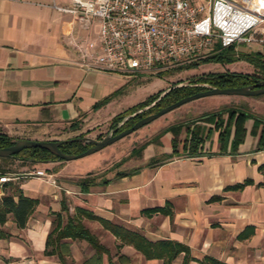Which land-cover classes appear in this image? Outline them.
I'll list each match as a JSON object with an SVG mask.
<instances>
[{
  "label": "crops",
  "instance_id": "crops-1",
  "mask_svg": "<svg viewBox=\"0 0 264 264\" xmlns=\"http://www.w3.org/2000/svg\"><path fill=\"white\" fill-rule=\"evenodd\" d=\"M70 1L0 0V129L13 139L77 134L98 138L124 111L111 96L116 76L80 64L71 35L96 38L98 29L80 27L72 14L54 6ZM237 49L264 55V42L243 43ZM232 64L255 71L244 59L211 61L183 71L213 67L207 71L223 72L233 70ZM159 77L158 92L175 82L174 76ZM219 101L222 98L203 103ZM228 108L204 111L190 121L184 117L167 122L146 141L133 138L120 156L129 157L121 166L108 161L127 136L98 150L101 155L90 161H68L48 172L55 183L24 177L23 194L38 203L25 227H19L12 214L0 224V264H264V147H258L264 117L250 112L244 119V136L235 144L237 115L221 136ZM219 120L223 124L217 125ZM198 127L203 140L193 149L192 131ZM90 174L96 183L83 191L79 180ZM80 209L151 241L181 243L187 251L169 263L147 258ZM152 209L160 210L148 212ZM69 216H76L105 249L98 252L82 238H64L47 247L50 233ZM51 249L55 253H47Z\"/></svg>",
  "mask_w": 264,
  "mask_h": 264
},
{
  "label": "built area",
  "instance_id": "built-area-1",
  "mask_svg": "<svg viewBox=\"0 0 264 264\" xmlns=\"http://www.w3.org/2000/svg\"><path fill=\"white\" fill-rule=\"evenodd\" d=\"M96 38L71 35L86 69L159 73L235 44L264 42V0H71L54 3ZM55 183L43 169L25 173ZM19 178L0 173V199Z\"/></svg>",
  "mask_w": 264,
  "mask_h": 264
},
{
  "label": "trees",
  "instance_id": "trees-1",
  "mask_svg": "<svg viewBox=\"0 0 264 264\" xmlns=\"http://www.w3.org/2000/svg\"><path fill=\"white\" fill-rule=\"evenodd\" d=\"M240 59L247 60L251 62L255 66L254 72H243L237 70H226L223 72H209L206 74H201L196 77H193L189 80L188 84L177 85L172 87L169 91H167L154 105L145 109L144 111L138 113L137 115L129 118L119 129V131L123 128H126L132 125L136 120L140 117L151 113L153 111L159 110L161 107L170 104L188 94L194 93L196 91L206 89L208 86L203 84H195V83H203L207 82L212 86H241L247 85L254 82H257L261 79H264V55L260 51H245L242 49H237L235 44H231L226 47H221L219 50L208 54L205 57L200 59L193 60L188 62L180 67V69L184 68H193L197 67L201 63L206 62H221V63H231ZM169 71V70H168ZM164 73V70L159 72ZM178 82H181L179 80ZM161 91L154 93L147 100L139 103L138 105L132 107L131 109H127L122 113L117 114L112 121V126H116L117 123L123 119L127 114L132 113L136 109L143 107L147 104H150L152 101L156 100L160 96ZM258 95V94H256ZM250 112L243 110L237 107H229L228 108V118L226 120L225 128L221 131V136L227 132V126L231 125L232 121L236 118V139L235 144L238 143L244 136L245 128L243 126L245 117ZM218 124H223L222 120L217 122ZM177 135V134H176ZM173 137V145L174 151L176 152V147L178 144L177 136ZM16 139L10 137L6 132L0 131V146H7L12 144ZM188 139L186 138L185 144H187ZM203 140V135L201 133L200 127L192 131L191 137V147L196 149L199 143ZM90 145V144H89ZM74 147L76 151H83L87 148V144H84L81 141H71L65 144H62L61 147ZM258 147H264V129L261 131ZM64 149V148H63ZM65 150V149H64ZM21 159H28L38 162H47V161H56L62 160L55 153L51 152L47 148L43 147H27L19 152L15 153L14 156ZM5 158V157H0ZM124 173H118V175H122ZM96 183V176L88 175L87 177L80 178L79 184L83 191H88L89 188ZM10 188V191H9ZM38 200L32 197H27L23 194V190L20 185H16L13 182L8 184V190L5 192L3 197L0 199V224L4 223L7 219L8 214H12L14 220L17 222L19 227H25L29 217L35 210L36 204ZM63 210L68 211V207L65 203H63ZM160 209H152L148 210V212L159 211ZM80 213L90 219L99 220L106 228H108L111 232H113L117 236H121L123 240L126 242L133 244L137 249H139L147 258H164L167 263L174 260L182 251H187V247L181 243L170 241V240H161V241H151L147 239L144 235L140 234L136 231H130L124 229L122 226H119L115 223L109 222L101 217L94 215L91 212L80 209ZM166 212V210H162ZM60 216V215H58ZM56 233V235H55ZM4 235L0 230V236ZM55 236V237H54ZM64 238H82L86 239L98 252L105 249V247L100 243L99 239L87 229L76 216H69L65 225H60L58 223L57 227L50 233L47 240V247L52 245L56 241H61ZM49 254L55 253L53 249L47 251ZM59 256L61 260L64 261L62 255Z\"/></svg>",
  "mask_w": 264,
  "mask_h": 264
},
{
  "label": "rangeland",
  "instance_id": "rangeland-1",
  "mask_svg": "<svg viewBox=\"0 0 264 264\" xmlns=\"http://www.w3.org/2000/svg\"><path fill=\"white\" fill-rule=\"evenodd\" d=\"M94 28L95 30L98 29L97 24L94 25ZM184 64L186 63L180 64L177 66H172L169 68H165L163 69L164 73L162 72L161 74L154 73V72H141V73H138L137 75L131 76L125 72H120V73L110 72L111 74L116 76V78L114 79V83H113L114 90L111 96L114 97V100L120 102V105L125 111L147 100L148 97L158 92L159 86H158L157 78H160L159 76H161V78H164V80H167V78L169 79L172 76H174L175 77L174 84H175L179 81V79L187 80V82H189L191 78L196 77L201 74L209 73V71H207L209 69H215L212 67V68L205 69L206 71H203L204 69L202 70L200 68L198 70H195L193 73H186L183 70L190 69L191 71V68H184L181 70L180 67L183 66ZM231 68H233V70H239L243 72L248 71L245 66H241L237 64H232ZM210 72H215V71H210ZM156 74H159L158 77L156 76ZM213 98H222L223 102L219 101V102H214V103H210V102L203 103L205 101L212 100ZM226 106L241 108L248 112L255 113V114H258L264 117V93H260L258 95L216 94V95H208L205 97H199V98L187 101L183 103L182 105L161 115V117H159L158 119H154L150 121L149 123L136 129L132 133H129L128 135H126L127 136L126 139L120 141L122 142V144L117 145L118 147L114 151V158H112V160H109L108 164L116 165L119 163L118 165L121 166L122 163L125 162L129 157L127 156L120 157V156L122 155L123 151H126V148L131 147V144H132L131 140L137 136H140L138 137L140 140L146 141L148 138H150V132L154 130H161L162 129L161 126H163L167 122H170L172 120H178L184 117H185L184 119L190 121L192 119L197 118L204 111L206 112L210 110H217L222 107L224 108ZM161 121H163L162 124H159L156 127H152ZM110 129H111L110 127H106L105 129H103L100 132L102 134L98 136V138H102L104 135L108 133ZM0 131H2V129H0ZM143 133L145 134L141 135ZM78 135H81V134L71 135L70 137H74ZM86 135H89V134H86ZM138 143L141 144L142 141ZM84 144H87V143H84ZM87 145L89 146V144ZM63 148L67 152H73V153L80 152V151H76L74 147L71 148V147L63 146ZM101 153L102 151H96V152L91 153V155L81 157L75 160H70L69 163H78V162L84 163V162L90 161L92 158L96 157L97 155H101ZM116 155H118V157ZM134 155H136V153H134ZM56 161H63V162L62 164H54L55 161L38 162V161H33V160H28V159H21L18 157L0 158V173H9V175L14 176V175H20L23 173L33 172L38 169H43L46 172H54L56 170H59L61 167H63V165L68 164V161L63 160V159L56 160ZM71 161H75V162H71ZM52 163L54 165H51ZM29 176H32V175L18 176L20 178L16 180L17 182L15 184L20 185L21 181H23L24 179H27L24 177H29ZM9 191H10V188H9Z\"/></svg>",
  "mask_w": 264,
  "mask_h": 264
},
{
  "label": "water",
  "instance_id": "water-1",
  "mask_svg": "<svg viewBox=\"0 0 264 264\" xmlns=\"http://www.w3.org/2000/svg\"><path fill=\"white\" fill-rule=\"evenodd\" d=\"M189 82H177L172 84L166 90L161 91L160 96L152 101L150 104H147L143 107L136 109L134 112L127 114L123 119H121L116 126H113L106 135L102 138H96L91 135H78L70 138L65 139H36V138H19L16 139L12 144L7 146H0V157H11L14 156L15 153L19 152L20 150L27 148V147H43L49 149L51 152L55 153L60 159L63 160H75L81 157H85L91 155V153L96 152L105 146L115 142L116 140L126 136L127 134L135 131L136 129L140 128L141 126L149 123L150 121L158 118L159 116L165 114L166 112L182 105L183 103L190 101L192 99H196L202 96L207 95H214V94H236V95H256L260 93H264V79H261L257 82L241 85V86H227V87H220V86H212L207 82L203 83H195V84H203L208 86L206 89H202L196 91L194 93L188 94L170 104H167L161 107L159 110L148 113L138 120H136L132 125L123 128L119 131V129L129 118L137 115L138 113L148 109L152 105H154L167 91H169L172 87L177 85L188 84ZM71 141H81L87 144H90L86 149L83 151L73 153L65 151L61 145Z\"/></svg>",
  "mask_w": 264,
  "mask_h": 264
}]
</instances>
